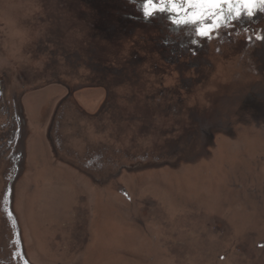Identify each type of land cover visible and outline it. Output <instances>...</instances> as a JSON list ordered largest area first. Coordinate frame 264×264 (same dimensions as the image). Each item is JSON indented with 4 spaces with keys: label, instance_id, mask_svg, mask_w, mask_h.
Here are the masks:
<instances>
[{
    "label": "rangeland",
    "instance_id": "1",
    "mask_svg": "<svg viewBox=\"0 0 264 264\" xmlns=\"http://www.w3.org/2000/svg\"><path fill=\"white\" fill-rule=\"evenodd\" d=\"M252 3L196 23L168 21L171 0H0L30 264H264V0ZM174 35L200 53L175 61Z\"/></svg>",
    "mask_w": 264,
    "mask_h": 264
},
{
    "label": "flooded vegetation",
    "instance_id": "2",
    "mask_svg": "<svg viewBox=\"0 0 264 264\" xmlns=\"http://www.w3.org/2000/svg\"><path fill=\"white\" fill-rule=\"evenodd\" d=\"M156 8H150L149 13L155 12ZM168 12V10H165ZM148 13V16L150 14ZM167 16L168 21L175 22L179 17L177 14L169 12ZM176 38H167L164 44L170 48L172 57L177 61L180 57L187 56L189 58L192 56H197L200 53L198 42L192 41L191 43L195 45L196 48L187 49L184 47V43L179 40L177 35ZM198 41V39H196ZM172 41V42H171ZM170 45V46H169ZM188 51L190 53H188ZM22 110L19 104V95L16 93L11 95H6V88L4 86V79L0 76V173L3 176L2 192L0 196V215L2 216L1 222L7 227L9 232V240L7 242V236H4L0 243V264H21L18 256L15 253L16 247L13 241V228L11 223L7 220L4 205L6 200L7 190L10 193V208L11 212L16 220L17 228L19 225L17 218L12 210V199H13V188L19 173L22 171L23 157H24V126L25 119L21 116ZM102 158V155H101ZM97 164V163H96ZM101 168L103 165L100 166ZM20 236V229H19ZM20 238V237H19ZM21 242V240H20ZM22 247V243H21ZM23 250V248H22ZM23 254L25 256L24 250ZM25 259L27 260L26 256ZM29 263V261L27 260ZM30 264V263H29Z\"/></svg>",
    "mask_w": 264,
    "mask_h": 264
},
{
    "label": "snow or ice",
    "instance_id": "3",
    "mask_svg": "<svg viewBox=\"0 0 264 264\" xmlns=\"http://www.w3.org/2000/svg\"><path fill=\"white\" fill-rule=\"evenodd\" d=\"M155 3V0H153ZM258 2V0H257ZM174 13L184 11L191 12L188 22L200 23L208 18L214 17L216 12L223 10L225 6L229 11L234 12L235 18H240L245 14L251 16L254 7L252 0H171ZM264 11V8L261 9ZM178 23L183 24V20ZM201 32H207L206 28H202Z\"/></svg>",
    "mask_w": 264,
    "mask_h": 264
},
{
    "label": "water",
    "instance_id": "4",
    "mask_svg": "<svg viewBox=\"0 0 264 264\" xmlns=\"http://www.w3.org/2000/svg\"><path fill=\"white\" fill-rule=\"evenodd\" d=\"M6 200H5V205L3 207L4 209V212H5V215H6V218L7 220L11 223V226L13 228V241L12 243H14L15 247H16V250H15V253L16 255L18 256L19 258V261L21 262V264H29L27 262V260L25 259V256L23 254V250H22V247H21V242H20V236H19V229L17 228V223H16V220L11 212V208H10V193L9 191L7 190V194H6Z\"/></svg>",
    "mask_w": 264,
    "mask_h": 264
},
{
    "label": "clouds",
    "instance_id": "5",
    "mask_svg": "<svg viewBox=\"0 0 264 264\" xmlns=\"http://www.w3.org/2000/svg\"><path fill=\"white\" fill-rule=\"evenodd\" d=\"M13 39H15V40H19L20 38L19 37H13ZM21 43H22V41H21ZM19 45L18 44H16V43H13L12 45H11V49H12V54L13 55H16L18 52H19ZM3 64V61L2 60H0V65H2Z\"/></svg>",
    "mask_w": 264,
    "mask_h": 264
},
{
    "label": "bare ground",
    "instance_id": "6",
    "mask_svg": "<svg viewBox=\"0 0 264 264\" xmlns=\"http://www.w3.org/2000/svg\"><path fill=\"white\" fill-rule=\"evenodd\" d=\"M11 225V224H10Z\"/></svg>",
    "mask_w": 264,
    "mask_h": 264
}]
</instances>
